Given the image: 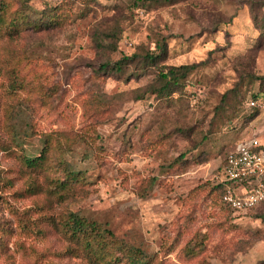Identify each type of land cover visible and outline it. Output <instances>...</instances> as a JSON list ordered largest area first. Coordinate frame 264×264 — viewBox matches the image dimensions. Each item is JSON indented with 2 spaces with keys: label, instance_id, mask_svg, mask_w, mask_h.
I'll return each mask as SVG.
<instances>
[{
  "label": "rangeland",
  "instance_id": "374dc122",
  "mask_svg": "<svg viewBox=\"0 0 264 264\" xmlns=\"http://www.w3.org/2000/svg\"><path fill=\"white\" fill-rule=\"evenodd\" d=\"M261 2L29 1L37 18L55 5L64 15L42 30L0 36V62L13 56L23 85L11 90L0 72V264H92L67 249L68 211L157 254L149 264H264V203L234 213L200 187L222 174L237 143L256 137L264 148V37L252 17ZM161 39L168 51L160 63H201L180 90L152 93L155 66L102 68ZM89 128L93 142L50 150L53 165L63 160L81 175L64 192L54 172L24 164L42 134L56 146Z\"/></svg>",
  "mask_w": 264,
  "mask_h": 264
},
{
  "label": "trees",
  "instance_id": "16d2710c",
  "mask_svg": "<svg viewBox=\"0 0 264 264\" xmlns=\"http://www.w3.org/2000/svg\"><path fill=\"white\" fill-rule=\"evenodd\" d=\"M16 1L18 5L13 8V2ZM30 0H0V36L5 33L7 37H11L13 33H19L26 29L42 30L48 26H54L59 22V17L64 15L62 13V6L55 5L45 8L39 17H35V14H30L31 9L28 5ZM137 3L157 2L160 0H134ZM260 11L253 14V21L255 26L259 29V38L264 37V2L260 4ZM25 10L27 11L25 13ZM11 11V17L6 19V14ZM168 46L165 40H158L156 42L155 49L151 51H145L144 53L133 52L129 56L126 55L121 60H117L110 63H104L102 68L112 66L117 71L122 70L128 63L140 64L143 67H156L155 84L151 91L156 95L163 91H169L173 93L180 90L184 85L186 77L192 73L201 63H185L180 65H166L160 63L162 59L167 55ZM13 56H8L2 62H0V72L5 75L8 80V86L11 90L17 87H23L22 81L16 78V69L14 65H10ZM6 66H12L6 68ZM4 68V71H3ZM259 81H264V76L259 77ZM260 92H254L250 101L257 102V94ZM90 132L74 133L70 136L63 137L64 141L59 138L55 140L56 146L52 143L51 134H42V146L38 152L28 153L23 156V162L29 169L33 171H39L42 169H49L52 173V182L58 193L64 192L70 185L79 182L82 178L78 172L69 170L66 168V163L63 160L59 161L56 165L51 163L50 150H60L63 148V143L70 146L76 139H80L84 142L91 143V133H95L94 128H89ZM57 135L61 136V132ZM60 140V143L59 141ZM260 147L264 150L263 145L260 143ZM235 148V147H234ZM233 148V149H234ZM232 149V150H233ZM231 150V151H232ZM225 156L220 165L222 171L223 165L226 162L227 155ZM184 160V154L178 155L174 162L180 163ZM56 169H61V173L57 174ZM154 178L149 182L153 183ZM150 183L146 187H150ZM202 188H208L207 196L214 197V194L218 196L220 202L234 213L245 212L251 208L244 210H234L229 205L225 204L221 200V195L224 191V183L218 178L210 182H205V185H200ZM198 187L189 192L191 196L198 194ZM199 195V194H198ZM261 204L264 201L260 202ZM259 203V204H260ZM258 205V204H257ZM256 205V206H257ZM254 206V207H256ZM252 207V208H254ZM238 216V214H236ZM61 226L63 233L66 235L72 245L67 247L68 251L78 256L85 254L86 259L92 264H149L156 260L157 254L149 255L140 247L133 246L127 243L124 239L116 236L113 231L105 223L96 221L95 219L80 216L76 212H65L61 218ZM187 252L193 253V248L187 247Z\"/></svg>",
  "mask_w": 264,
  "mask_h": 264
},
{
  "label": "built area",
  "instance_id": "2783aa9c",
  "mask_svg": "<svg viewBox=\"0 0 264 264\" xmlns=\"http://www.w3.org/2000/svg\"><path fill=\"white\" fill-rule=\"evenodd\" d=\"M255 103L250 101L251 105ZM217 178L224 183L222 202L234 210L252 208L264 201V150L258 139L251 137L237 143ZM242 183L249 186L240 191L238 186Z\"/></svg>",
  "mask_w": 264,
  "mask_h": 264
},
{
  "label": "crops",
  "instance_id": "0c3cea01",
  "mask_svg": "<svg viewBox=\"0 0 264 264\" xmlns=\"http://www.w3.org/2000/svg\"><path fill=\"white\" fill-rule=\"evenodd\" d=\"M248 186L249 185L247 183H242L241 185L238 186V188H239L240 191H242V190L248 188Z\"/></svg>",
  "mask_w": 264,
  "mask_h": 264
}]
</instances>
